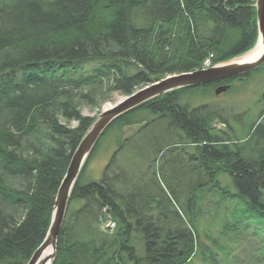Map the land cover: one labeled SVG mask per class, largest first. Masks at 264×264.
<instances>
[{"label": "trees", "instance_id": "16d2710c", "mask_svg": "<svg viewBox=\"0 0 264 264\" xmlns=\"http://www.w3.org/2000/svg\"><path fill=\"white\" fill-rule=\"evenodd\" d=\"M255 5L0 0V264H28L44 242L60 186L94 123L82 108L201 71L210 56L216 65L249 52L259 38ZM263 72L264 65L206 88ZM190 91L154 99L107 128L98 144L150 114L131 148L121 140L117 151L128 147L147 168H125L112 156L100 180L82 183L96 145L52 264H264V110L244 142L216 132L219 117L206 105H181ZM174 153L179 165L170 164Z\"/></svg>", "mask_w": 264, "mask_h": 264}, {"label": "water", "instance_id": "95a60500", "mask_svg": "<svg viewBox=\"0 0 264 264\" xmlns=\"http://www.w3.org/2000/svg\"><path fill=\"white\" fill-rule=\"evenodd\" d=\"M257 24L259 38L256 46L249 52L232 60L214 65L210 69L169 76L166 79L150 85L139 92L106 109L93 123L80 146L75 152L66 176L58 191L54 215L48 234L30 259L28 264H52L56 258L57 243L67 214L72 192L78 179L93 153L100 138L107 128L121 116L132 112L140 106L167 94L181 90H191L210 86L215 83L239 78L249 74L264 65V0H256ZM230 86H220L216 95L228 91ZM52 254L46 257L48 251Z\"/></svg>", "mask_w": 264, "mask_h": 264}, {"label": "rangeland", "instance_id": "374dc122", "mask_svg": "<svg viewBox=\"0 0 264 264\" xmlns=\"http://www.w3.org/2000/svg\"><path fill=\"white\" fill-rule=\"evenodd\" d=\"M202 68L208 69L204 66ZM130 71L136 72L137 69L131 67ZM228 86H230L228 91L221 95H216L215 93L216 89L219 87L217 85L212 88L201 87L191 90L190 92L182 96L180 104L188 106L191 109L206 105L219 117L218 120L214 123L216 132H219L220 134L228 132L245 142L247 133L249 132V128L255 121H258L260 113L264 110V72L254 75L249 80L236 81ZM140 90L136 91L135 93L139 92ZM132 95H112L110 100H107L103 103H98L97 105L92 107H83L81 113L85 117L96 119L106 110L105 107L107 105L115 106L117 103L122 102ZM152 118L153 117L148 113H141L133 121L140 124H135V126H133L132 128H121L116 126L111 129L98 144L94 155L90 159V162L88 163V166L84 171L82 183L100 180L105 167L112 159V156L117 157V165L120 162L123 166H125V168H129L130 165L134 164L137 166V168H140L139 170H141L142 168L145 170L147 168L145 167L146 161L139 160L138 158L134 157L133 154L130 153L131 151L130 149H128V147L122 152V154L117 153V151L119 149V146L121 145V140H128V145L131 148L132 139L136 131L147 122L144 121V119L150 120ZM73 125L75 126V124ZM119 154L121 155L119 156ZM181 157L182 155L177 153L168 156L171 165H179L181 163ZM223 180L225 183L229 184L228 179ZM9 183L13 188H19L18 180H9ZM208 219L210 220V222L212 221L211 215ZM108 226L111 229H114L115 227L114 224H109Z\"/></svg>", "mask_w": 264, "mask_h": 264}, {"label": "bare ground", "instance_id": "6f19581e", "mask_svg": "<svg viewBox=\"0 0 264 264\" xmlns=\"http://www.w3.org/2000/svg\"><path fill=\"white\" fill-rule=\"evenodd\" d=\"M207 59H208V58H207ZM207 59H206V60H207ZM206 60H205V61H206ZM205 61H204V62H205ZM216 65H217V64H216ZM203 66H204V63H203ZM212 66H214V65H212ZM202 70H205V69L202 68ZM227 81H228V80H227ZM220 83H222V82H220ZM206 87H207V86H206ZM219 87H220V86H219ZM219 87H218V88H219ZM200 88H201V87H200ZM196 89H198V88H196ZM191 90H194V89H191ZM110 107H112V105H107V106L105 107V109H108V108H110ZM100 115H101V114H100ZM98 117H99V116H98ZM98 117L94 120V122L98 119ZM68 207H69V206H68ZM52 220H53V218H52ZM51 224H52V223H51ZM52 252H53L52 249H50V250L48 251V253L46 254V257H49V256L52 254Z\"/></svg>", "mask_w": 264, "mask_h": 264}, {"label": "built area", "instance_id": "2783aa9c", "mask_svg": "<svg viewBox=\"0 0 264 264\" xmlns=\"http://www.w3.org/2000/svg\"><path fill=\"white\" fill-rule=\"evenodd\" d=\"M213 62V56H210L205 62H204V67H211Z\"/></svg>", "mask_w": 264, "mask_h": 264}]
</instances>
